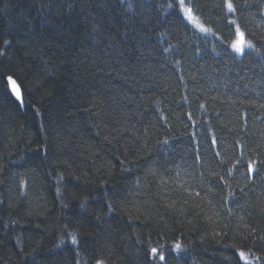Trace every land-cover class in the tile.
<instances>
[{
  "label": "trees",
  "instance_id": "trees-1",
  "mask_svg": "<svg viewBox=\"0 0 264 264\" xmlns=\"http://www.w3.org/2000/svg\"><path fill=\"white\" fill-rule=\"evenodd\" d=\"M185 1L0 0V264H264V0Z\"/></svg>",
  "mask_w": 264,
  "mask_h": 264
},
{
  "label": "snow or ice",
  "instance_id": "snow-or-ice-1",
  "mask_svg": "<svg viewBox=\"0 0 264 264\" xmlns=\"http://www.w3.org/2000/svg\"><path fill=\"white\" fill-rule=\"evenodd\" d=\"M179 4H180V8L183 12H185L187 18L189 20H192L193 19V16H192V9L191 8H185V0H179ZM225 7L227 8V11L229 13L233 12L234 11V7H233V4L231 2V0H225ZM231 24H234L235 21H230ZM202 32H206V31H210L209 29L203 27L202 25H199L197 24L196 25ZM236 33H237V36H238V39L231 45L232 49L236 52V53H242L245 48H251L252 47V44L250 42H247L245 41L244 39V33L240 30L239 27L236 28ZM9 81L13 84V91L16 93V96L17 98L19 99L20 98V93L19 91L16 89V86H15V82L12 81V78L9 77L8 78ZM166 143V141H165ZM249 171H252V167L251 165H249ZM73 242H75V238H73ZM177 248L180 247L179 244L176 245ZM152 252L155 254L156 253V249H152ZM240 257L241 259H244L245 258V253L244 252H240ZM161 260L164 259V257L161 255L160 257ZM98 264H101V262L98 261Z\"/></svg>",
  "mask_w": 264,
  "mask_h": 264
},
{
  "label": "rangeland",
  "instance_id": "rangeland-1",
  "mask_svg": "<svg viewBox=\"0 0 264 264\" xmlns=\"http://www.w3.org/2000/svg\"><path fill=\"white\" fill-rule=\"evenodd\" d=\"M177 2H178V6H179V10H180V12H182V14H183V16H184V18L188 21V22H190L192 25H194V26H192L194 29H196L197 31H201L196 25L197 24H199V25H201L199 22H198V20L193 16V14H192V16H193V19L192 20H189L188 18H187V16H186V14H185V12H183L182 10H181V8H180V4H179V0H176ZM185 8H189L188 6H187V3H186V1H185ZM203 33H206V32H203ZM237 34V33H236ZM238 39V36H236L235 37V39H234V41H233V43L236 41ZM245 39V38H244ZM246 41V40H245ZM232 43V44H233ZM246 43H247V41H246ZM231 49H232V47H231ZM247 49H249V48H245V50H247ZM233 50V49H232ZM244 50V51H245ZM234 51V50H233ZM243 51V52H244ZM235 52V51H234ZM236 53V52H235ZM237 54H241V53H237ZM243 261L245 262V263H249V264H253V260L252 259H250L249 257H247L246 255H245V258L243 259Z\"/></svg>",
  "mask_w": 264,
  "mask_h": 264
},
{
  "label": "water",
  "instance_id": "water-1",
  "mask_svg": "<svg viewBox=\"0 0 264 264\" xmlns=\"http://www.w3.org/2000/svg\"><path fill=\"white\" fill-rule=\"evenodd\" d=\"M8 78H7L8 88H9L10 92L12 93L13 97L18 99L17 96H16V93L13 91V84L9 81ZM12 81L15 82L16 89L19 91L20 97H21V91H20V88H19L18 84L16 83V81L13 78H12Z\"/></svg>",
  "mask_w": 264,
  "mask_h": 264
},
{
  "label": "bare ground",
  "instance_id": "bare-ground-1",
  "mask_svg": "<svg viewBox=\"0 0 264 264\" xmlns=\"http://www.w3.org/2000/svg\"><path fill=\"white\" fill-rule=\"evenodd\" d=\"M188 6V5H187ZM189 7V6H188ZM190 8V7H189ZM182 13V12H181ZM193 14V13H192ZM183 15V14H182ZM194 16V15H193ZM184 17V16H183ZM195 17V16H194ZM196 18V17H195ZM185 19V18H184ZM186 20V19H185ZM198 20V19H197ZM187 21V20H186ZM188 22V21H187ZM199 22V21H198ZM191 26H194V25H192L190 22H188ZM195 27V26H194ZM196 30V29H195ZM197 31V30H196ZM198 33H200V34H206V33H203L202 31H197ZM237 36V34H235V37ZM235 39V38H234ZM234 41V40H233ZM233 43V42H232Z\"/></svg>",
  "mask_w": 264,
  "mask_h": 264
}]
</instances>
